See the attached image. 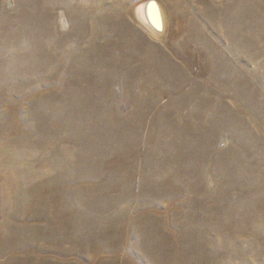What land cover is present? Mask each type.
I'll list each match as a JSON object with an SVG mask.
<instances>
[{
	"label": "rangeland",
	"instance_id": "obj_1",
	"mask_svg": "<svg viewBox=\"0 0 264 264\" xmlns=\"http://www.w3.org/2000/svg\"><path fill=\"white\" fill-rule=\"evenodd\" d=\"M0 264H264V0H0Z\"/></svg>",
	"mask_w": 264,
	"mask_h": 264
},
{
	"label": "bare ground",
	"instance_id": "obj_2",
	"mask_svg": "<svg viewBox=\"0 0 264 264\" xmlns=\"http://www.w3.org/2000/svg\"><path fill=\"white\" fill-rule=\"evenodd\" d=\"M154 12H155V11H154ZM155 13H156V12H155ZM145 14H146V11H145ZM152 17H153L155 23L158 24V22H159V18H158V16H157L156 14H152Z\"/></svg>",
	"mask_w": 264,
	"mask_h": 264
}]
</instances>
